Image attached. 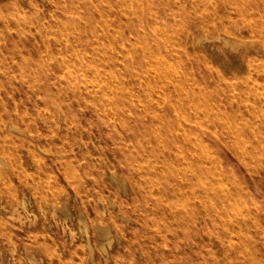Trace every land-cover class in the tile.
<instances>
[{"label":"rangeland","instance_id":"obj_1","mask_svg":"<svg viewBox=\"0 0 264 264\" xmlns=\"http://www.w3.org/2000/svg\"><path fill=\"white\" fill-rule=\"evenodd\" d=\"M0 264H264V0H0Z\"/></svg>","mask_w":264,"mask_h":264},{"label":"bare ground","instance_id":"obj_2","mask_svg":"<svg viewBox=\"0 0 264 264\" xmlns=\"http://www.w3.org/2000/svg\"><path fill=\"white\" fill-rule=\"evenodd\" d=\"M198 39V38H197ZM196 44V43H195ZM69 60V59H68ZM69 63V62H68ZM153 72V71H152ZM94 79V78H93ZM96 80V79H95ZM140 80V79H139ZM97 82V81H96ZM108 83V82H107ZM235 84V83H234ZM142 88V87H141ZM155 88V87H154ZM133 98V97H132ZM223 114V113H222ZM221 116V115H220ZM4 182V181H3ZM262 223V222H261ZM262 235V234H261Z\"/></svg>","mask_w":264,"mask_h":264}]
</instances>
